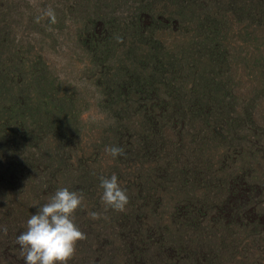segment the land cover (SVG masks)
<instances>
[{
  "label": "rangeland",
  "instance_id": "rangeland-1",
  "mask_svg": "<svg viewBox=\"0 0 264 264\" xmlns=\"http://www.w3.org/2000/svg\"><path fill=\"white\" fill-rule=\"evenodd\" d=\"M215 1L196 4L194 15L202 18L204 29H201L194 23L180 28L165 19L188 6L189 0H0V264H25L16 238L26 231L30 216L61 188L84 196V205L75 213V223L87 238L77 242L75 255L68 264H145L144 259L135 261L129 250L117 247L120 234H115L111 226L115 217L102 202L100 182L105 171L112 169L115 175L120 171V186L133 191L138 169L155 166L151 164L155 151L169 150L171 160L176 157L182 160L189 155L184 158L183 168L188 167L189 176L208 182L207 175L221 177L230 173L234 166L229 160L233 154L231 146L238 145L236 148L243 151L236 149L235 157L246 160L241 167L237 163L235 170L240 176L251 177L244 189L250 196L257 195L259 199V195L264 196L263 107L253 114L249 111L239 115V124L232 121L240 129L233 134L225 129L228 123L220 128L217 124H207V135L203 130L194 134L185 125L171 123L175 113L180 116L179 107L187 109L183 107L184 101L191 99L186 95L194 94L204 104L202 98L206 93L195 94L200 91L196 84L198 74L209 70L222 73L228 80L217 75L211 83L210 95L232 91L243 103L254 93L247 74L264 75V0L263 6L257 4L259 0H250V4H256L254 7L241 3L232 8L228 7L231 0ZM234 7L240 9L234 13ZM49 10L54 13V19L47 14ZM152 14H160L156 24ZM210 44L218 49L209 60L215 66L212 70L206 62ZM180 49L187 54L174 56ZM193 54L206 55L201 61L205 67L198 72L183 64ZM113 75L116 78L112 83L108 80ZM229 75L237 77L236 81L232 82L234 79ZM11 82L13 91L15 87L28 86L23 96L36 91L47 100L46 108L52 110L57 104L63 115H69L59 118V135L50 133L52 119L44 118L39 131H26L22 126L25 119L21 120L19 112L7 113L3 97ZM232 83L234 86L229 88ZM195 103L191 102L197 110ZM167 107L170 119L158 117L159 123L156 118L148 120L149 131L158 136L156 149L143 151L139 160L129 149L138 147L134 145L135 131L145 123L127 127L119 122L122 119L133 122L144 112ZM24 109L31 115V106ZM41 111L44 116L46 113ZM9 116H16L22 122L8 123ZM185 129L195 138L188 137L183 132ZM180 132L183 141L179 142L175 134ZM163 136L174 144L168 146ZM240 138L238 142L236 139ZM205 139L209 141L204 142L207 152L202 156L196 155V151L192 153L191 147H198ZM111 146L123 148L125 154L113 158L105 152ZM178 168L177 164L172 165L167 173L166 165L160 172L165 170L166 181L162 177L157 180L158 184L169 187L161 193L166 200L161 214L166 207L176 205L185 189L193 188L192 184L203 186V181L198 180L181 188ZM199 190L203 191V187ZM220 208L216 205L209 211L203 221L205 225L194 229L192 238L202 235L214 247L217 257L212 260L245 256L254 241L248 219L236 225ZM91 212L99 213L100 218L93 220ZM164 215L168 216L166 212ZM260 220V230L264 231V213ZM178 241L183 246L182 236ZM183 249L184 246L173 253L174 248H164L156 256L167 259L170 255L167 264H182L178 256ZM260 251L264 253L262 245ZM259 257L263 263L264 256Z\"/></svg>",
  "mask_w": 264,
  "mask_h": 264
},
{
  "label": "trees",
  "instance_id": "trees-1",
  "mask_svg": "<svg viewBox=\"0 0 264 264\" xmlns=\"http://www.w3.org/2000/svg\"><path fill=\"white\" fill-rule=\"evenodd\" d=\"M207 1L189 0L188 6L185 5L182 10H179L176 13L168 14L165 19L171 20L172 24L174 23L175 25L180 26V28L183 25L194 23L195 25H198L201 29H204L202 18L200 17V15L198 17H195L194 9L196 4ZM252 1L253 0H251V2ZM216 2H218V0H216L215 3ZM221 2L225 3L224 1ZM241 3L253 7L256 5L255 3L250 4V0H239L238 3L235 0H231L230 3H228V7L232 8L234 4H237L238 6V4ZM259 3H261V5L263 6L262 0H259V2H257V4ZM240 7H236V9L234 7V13H236L240 9ZM244 7L245 5H243V8ZM216 12L220 13V11ZM152 15L155 19L154 24H156L157 19L159 21L160 14ZM162 17L163 18L161 19V22L162 20H164L163 15ZM162 29L166 28H161V30ZM208 29H211V27H209ZM195 36L196 35H194V37ZM208 47L210 48L208 55L209 59L206 62L209 63L212 70L215 68V66H212L209 60L212 58L214 52H216V50L218 49L212 44H210ZM186 54L187 53L185 50L180 49V51L174 53V56H184ZM205 57L206 55L200 56L198 54H193L191 55V57H189V60H187L183 64L190 66L191 69H196L198 72V70L205 67V62H201L202 59ZM1 70L2 69L0 68V71ZM215 73L209 70L207 72H203L197 75L196 84L199 87L200 91L195 92V94L205 92L206 97H203H209L207 99L202 98L203 100H205L204 104H202L200 102V99H198V97H195L194 94L186 95V97L190 98L191 100L184 101L183 107H186L187 109L179 107L180 109H178V111L180 112V116L177 113L172 116L171 123H173V125H185L186 128H190V131L194 134L197 132L201 134V132L204 131V135H207L205 130L207 124H217V126L220 128L222 126L225 127V124L228 123L225 129L228 130L229 133L233 134L236 130L240 131V129L236 128L233 123H240L241 120L239 119V115L249 113V111L251 114H253L254 112H256L258 107L264 108V75L259 72H251L252 76L250 77L251 73H245L247 74V80L251 81L250 84L254 93H252L249 98L245 99L243 103V101L237 97L236 93L232 91H226L227 97L226 92L221 95H217L218 92H214L216 95H210L209 91H212L211 83L215 81L217 75L219 77L224 76L227 79L225 75H223L222 73L218 74L216 70ZM231 77L234 79L232 82L236 81L237 77ZM115 78L116 75H113V77L108 81L113 83ZM5 85L6 84H4V86ZM13 85L14 84H12L11 82V87L7 89L5 97H3V106L5 105L4 109H7V113L12 112L13 114H16L19 112L18 114L22 116L21 120L25 119L22 123V126L26 131H28L29 129L39 131L43 127L44 118L52 119L50 133L53 136L59 135L60 127L58 125V120L60 117L65 118L66 116L69 117V115L67 113L63 115V110L60 109V106L57 104L53 105L52 110L46 108V105L48 103L47 100L45 99V97H40L39 95L42 94H39L36 91H30L29 93H26L25 96H23L22 93L28 91V86H18L15 87L16 91H13ZM224 86L225 84L223 85V87ZM233 86L234 83H232L229 88ZM227 87L220 90H226ZM114 97L116 96L114 95ZM225 97L228 101L225 100ZM178 99L179 100H177V104L179 105L180 97H178ZM191 102L197 103H195V108H197V110L193 108ZM26 106H31L33 108L31 110V115H29L25 111L24 108ZM155 107L157 106L155 105ZM123 109L125 110V108ZM41 110L46 113L44 116L41 115L43 114ZM169 110L170 109L168 107L166 109L158 110L160 111L159 113L156 110H151L149 112L142 113L139 118L133 122L126 121L125 119H122L119 122L123 124L125 123L127 127L134 125L135 123H145L142 124L140 127L138 126L137 132L135 131L136 143L134 145L138 147H131V150L129 149V151L132 152L135 156L137 155L139 160L142 158L140 155L143 151L152 152L156 149L155 144L158 140V136H156L153 131H149L150 124L148 120L156 118L155 121L158 122V117L169 118ZM187 112H189L188 117L186 116ZM54 115L56 118L54 117ZM21 120L17 119L16 116H13L10 117L8 123L12 121H20L21 123ZM197 120L199 122L196 123ZM127 127L121 125V128ZM188 129H185V131L183 132H186V135L188 137L194 139L195 135L191 134L190 132H187ZM57 138L61 140L60 136H58ZM175 139L180 142L182 140V133H176ZM163 140L165 142H168V146L170 147L174 144V142L172 143L170 140L167 139V137L163 136ZM236 140L240 142L242 139L240 138ZM202 142L203 144H200L196 148L194 146L191 147L192 153L196 151V155L202 156L207 152V146L204 145V142L209 143V141H206L205 139ZM8 144L9 143H7V145ZM231 147H233L231 150L233 154L229 160H232V164L234 166L237 163L240 164V167L243 166L246 160L245 157H242V159L240 158V156L235 157L238 153L237 151L243 150L237 149L236 147H238V145ZM155 153V160L151 162V164H155L154 167L146 166L138 169V178L134 182L133 187L135 189L133 191L129 189L128 186H121L122 188L126 189L129 198V203L126 205L125 210L119 212L111 208L109 209V212L115 217V221H111V226L115 231V234H120L118 236L120 245L117 247H123L124 249L129 250L135 261L138 260V262H140V260L144 259L145 264H167L170 255L167 259H165L164 256L163 258L159 259L157 256L160 254V251L164 248H174V253L176 251H179L180 248L183 246L184 249L182 253L178 256V261L182 262V264H185L186 262V264H264V262L262 263V260L259 257L260 255L264 256V253H261L260 251L261 245L262 250L264 251V231L260 230L262 223L260 217L264 213V196L259 195L260 199L259 197L257 198V195H255L256 197L250 196L246 189H244V185L250 180L249 178L251 177L240 176V172H236L235 167L233 166V168L231 167L230 173H224L221 175V177L220 175L218 177L214 175H207V178L211 182V184H209V181L207 182L201 177L189 176L190 170L188 169V167L187 170L183 168V165L185 164L184 162L186 161L184 158H188L189 155L182 158V160H180L179 157H176L175 160H171V157L173 156H170L169 150L155 151ZM145 157L146 156H144L143 158ZM175 164H177V167H180L178 168V176L180 179L179 186L181 188L185 187L187 183L190 184L199 180L200 183L201 181H203V191L199 190L202 189V187H199V183L192 184L193 188L185 189L186 193L180 195V200L178 201V203H176V205H170L169 207H166L163 211V214H161L162 208H164L166 205V200H164V197L161 196V193L169 189V187H165V185L158 184L157 180L162 177V180L166 181L165 170L162 172V174H160V172L167 165L168 170L166 172L170 173L171 166ZM141 165L144 166L143 161H141ZM157 168L158 170H156ZM116 173L118 179L122 177V172L117 171ZM112 174V169L107 170L103 173V178H110ZM171 177L172 176H169V178ZM250 191L253 192L252 189ZM190 193L192 195L189 197ZM216 205H219L221 207L220 209H222L223 214L228 215L229 218L236 222V225L241 224V222H243L242 220L248 219L249 226L254 236V241L252 245L253 247L251 248V250L247 252L245 256L242 255L237 259L227 257V263L223 259L219 258L212 260L214 256L217 257V255L213 253L214 247L209 246L205 239L202 238V235L201 237L195 239L192 238V233L195 234L194 229H199L203 227V225H205V222L203 221L207 218L209 211H211L212 208ZM157 208L159 210L156 213L155 210ZM164 212L167 213V217L164 215ZM224 215L223 217L227 219ZM169 219H171V221ZM117 227H119V229H117ZM178 234V238L180 236L183 237V246L181 242L178 241V238L175 241H171L172 238H175V236H177ZM246 242L249 244L248 241ZM202 248L204 249V252H200ZM151 252H153L155 255H153ZM112 257H110V259H112ZM203 258H207L208 261H204ZM173 261L176 262V259H174Z\"/></svg>",
  "mask_w": 264,
  "mask_h": 264
},
{
  "label": "clouds",
  "instance_id": "clouds-1",
  "mask_svg": "<svg viewBox=\"0 0 264 264\" xmlns=\"http://www.w3.org/2000/svg\"><path fill=\"white\" fill-rule=\"evenodd\" d=\"M54 19V13H47ZM122 38L118 39L121 42ZM105 152L113 158L124 155V149L106 147ZM102 202L111 209L122 212L129 203L126 189L120 186L118 178H101ZM84 205L82 193L61 188L38 212L27 221L26 231L17 238L25 264H68L74 257L77 242L85 240L86 234L75 223V213ZM93 220L100 218L97 212L89 213ZM7 233L6 227L3 229Z\"/></svg>",
  "mask_w": 264,
  "mask_h": 264
}]
</instances>
